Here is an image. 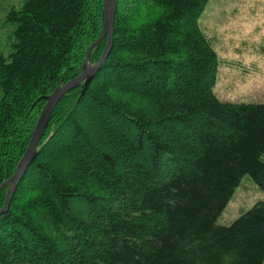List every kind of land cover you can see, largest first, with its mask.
Returning <instances> with one entry per match:
<instances>
[{"label": "trees", "instance_id": "1", "mask_svg": "<svg viewBox=\"0 0 264 264\" xmlns=\"http://www.w3.org/2000/svg\"><path fill=\"white\" fill-rule=\"evenodd\" d=\"M104 2L21 0L6 13L0 185L46 98L83 72ZM209 2L117 0L108 60L58 104L0 214V264H264V201L218 224L244 177L264 192V104L216 97L219 59L199 22Z\"/></svg>", "mask_w": 264, "mask_h": 264}, {"label": "rangeland", "instance_id": "2", "mask_svg": "<svg viewBox=\"0 0 264 264\" xmlns=\"http://www.w3.org/2000/svg\"><path fill=\"white\" fill-rule=\"evenodd\" d=\"M21 0H0V47H8L6 13ZM219 59L216 97L235 104H264V0H210L200 17ZM264 201V192L249 177L241 180L220 218L230 225Z\"/></svg>", "mask_w": 264, "mask_h": 264}, {"label": "water", "instance_id": "3", "mask_svg": "<svg viewBox=\"0 0 264 264\" xmlns=\"http://www.w3.org/2000/svg\"><path fill=\"white\" fill-rule=\"evenodd\" d=\"M116 13L117 0H105V22L103 33L101 38L94 44H92L89 48L87 58L84 63L83 72L69 81L67 84L58 88L51 96L46 98V105L38 119L29 146L19 164L18 170L9 180L0 185V191L10 186L7 193L5 206L0 210V214L6 215L8 213L13 197L15 196L20 184L24 180L29 167L32 165L37 156L41 141L45 135V132L50 124L53 113L58 104L63 101L72 91L79 88L81 85H83L82 95H84L92 81L102 70L104 64L108 60L114 45ZM104 40H106V46L103 55L99 62L96 65H93L90 63L91 54L104 42Z\"/></svg>", "mask_w": 264, "mask_h": 264}]
</instances>
